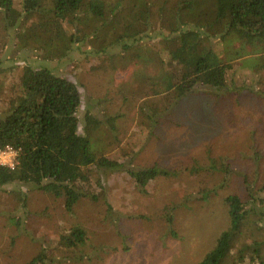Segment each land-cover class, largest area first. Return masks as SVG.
<instances>
[{
  "label": "trees",
  "instance_id": "trees-1",
  "mask_svg": "<svg viewBox=\"0 0 264 264\" xmlns=\"http://www.w3.org/2000/svg\"><path fill=\"white\" fill-rule=\"evenodd\" d=\"M1 25L2 32L13 34L15 50L35 51L46 62L65 61L76 46L85 44L92 71L131 68L120 93L138 125L150 130L196 89L228 87L234 65L221 58L225 53L216 44L237 32L249 43L257 42L258 69L264 71V0H0ZM92 58L100 63H91ZM3 79L0 149L13 147L19 156L16 169L0 166V190L27 184L62 199L68 212L82 199L102 202L111 210L104 181L108 172H126L143 190L158 177L171 175L157 166L127 168L107 158L120 143L118 118L109 115L103 121L90 111L80 117L82 96L76 82L30 65L24 66L17 83ZM248 189L246 203L238 197L226 199L230 226L199 264H264V198ZM16 196L24 207L26 194ZM11 220L19 223L18 218ZM250 227L251 242L238 247ZM87 242V231L76 226L61 234L58 244L78 250ZM50 261L43 250L25 264Z\"/></svg>",
  "mask_w": 264,
  "mask_h": 264
},
{
  "label": "rangeland",
  "instance_id": "rangeland-1",
  "mask_svg": "<svg viewBox=\"0 0 264 264\" xmlns=\"http://www.w3.org/2000/svg\"><path fill=\"white\" fill-rule=\"evenodd\" d=\"M14 43L13 34L0 30L2 83L3 78L6 84L17 83L26 65L50 68L79 86L80 117L90 111L103 121L109 115L118 118L120 143L107 158L127 168L157 166L172 173L143 190L126 172H108L104 181L111 210L82 199L68 212L62 199L30 185L5 186L0 190V264H25L43 250L50 264H199L230 226L226 199L248 202V186L264 198V71L258 69L256 41L249 43L237 32L217 43L225 53L221 58L234 65L228 87L196 89L151 130L138 125L120 93L131 68L92 71L85 44L65 61L46 62L35 51L15 50ZM16 192L26 194L24 207ZM76 226L87 231V245L63 249L61 234ZM251 230L246 228L238 247L251 242Z\"/></svg>",
  "mask_w": 264,
  "mask_h": 264
},
{
  "label": "built area",
  "instance_id": "built-area-1",
  "mask_svg": "<svg viewBox=\"0 0 264 264\" xmlns=\"http://www.w3.org/2000/svg\"><path fill=\"white\" fill-rule=\"evenodd\" d=\"M18 156V150L13 147L7 146L4 149H0V166L8 167L11 170L16 169Z\"/></svg>",
  "mask_w": 264,
  "mask_h": 264
}]
</instances>
